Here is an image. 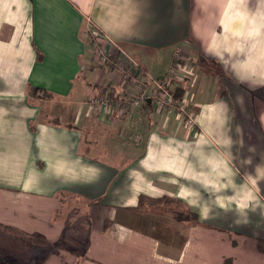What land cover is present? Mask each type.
Here are the masks:
<instances>
[{
  "label": "crops",
  "instance_id": "0c3cea01",
  "mask_svg": "<svg viewBox=\"0 0 264 264\" xmlns=\"http://www.w3.org/2000/svg\"><path fill=\"white\" fill-rule=\"evenodd\" d=\"M96 33L144 77L182 50L174 82L190 84L194 123L150 100L89 104L108 85L138 91L116 75L125 56L88 68ZM141 195L201 223L140 208ZM258 238L264 0H0V264H264Z\"/></svg>",
  "mask_w": 264,
  "mask_h": 264
},
{
  "label": "trees",
  "instance_id": "16d2710c",
  "mask_svg": "<svg viewBox=\"0 0 264 264\" xmlns=\"http://www.w3.org/2000/svg\"><path fill=\"white\" fill-rule=\"evenodd\" d=\"M93 45H94V49H95V46H96L95 40H94ZM37 56H38L39 60L43 58V53L41 52V50L39 48H37ZM118 58H119V56L117 54H115V56H111V60L113 59L114 61ZM101 61L105 62L106 60H101ZM108 62H110V61H108ZM201 62H206V61L201 60ZM110 67L115 69L113 63L110 64ZM170 73L171 72L163 75L162 77H156V78L163 79L166 76L170 75ZM122 77H123V81H125L126 83L129 81L128 77H126L125 75H122ZM175 85H176V83L173 85V91H171L173 93V98H174V101H173L174 105L172 107L167 106V105H159V102L156 101L153 97H145V98L138 97L136 99L135 96L139 95V89L133 95H130L129 101L133 102V100H135V99L139 100V104L136 105V107H137V106H141V105L147 103V101L150 100L154 103V105L157 106V109H158V107H163V108H167V109L175 108V110L179 111V113L182 115L181 111L179 110V105H180V102L183 100V98L186 99V96H185L186 88L182 84H178V86H175ZM174 87H175V89H174ZM104 90H105V93H108L106 96H105V93H102L101 95L98 94L96 96H93L89 99V104H91L94 107L102 108V107H107L108 104L112 103V98L115 97V93H117V92L113 91L112 87L110 85L105 86ZM150 91H152V90H150ZM27 92H28L30 98L50 99L53 97L52 92L47 91L44 88L36 87V86H32V85L28 86ZM124 95H127V94H120V96H124ZM93 103H98V104H93ZM189 107L194 113V110L191 107L190 103H189ZM48 120L49 121H56V120H58V118L54 117V118L48 119ZM172 200L173 199L170 197L154 198V197H150V196H146V195H141L139 198V207L146 209V210H151V211H154V212H157L160 214L172 216L176 220H178L182 223H185V224H199V223H201L198 213L194 212L193 210H191L187 206H185V208H183V209L172 208V209L167 210L165 208H161L162 204L170 203V201H172ZM27 237L34 244H47L48 245L50 242L49 239L47 237H44L43 235H28ZM257 248L260 252L264 253V238H258L257 239ZM73 252L77 255L80 254L79 251H73ZM222 264H234V261L232 258H225Z\"/></svg>",
  "mask_w": 264,
  "mask_h": 264
},
{
  "label": "built area",
  "instance_id": "2783aa9c",
  "mask_svg": "<svg viewBox=\"0 0 264 264\" xmlns=\"http://www.w3.org/2000/svg\"><path fill=\"white\" fill-rule=\"evenodd\" d=\"M93 39L96 41L95 53H96V57L99 60L100 59L106 61L109 60L111 56H113V54L116 52V49L119 48L117 45L115 46L109 45L107 36L103 33H96V36H94ZM179 51L180 50L176 51L175 60L170 70L171 72L170 75L166 76L163 79H158V78L145 79L144 77H142V74L140 75L137 61L133 57H130L125 53L124 56L126 58L123 61L126 62V64L128 65L119 64L120 67L119 70L120 71L123 70L125 74H123V72L121 73L125 76H126V72L128 71L129 72L128 79L139 89V95L136 96V99L138 97L140 98L153 97L156 101L159 102V105H167L170 107L174 105L173 93L171 91H173V85L176 83L174 82V78H176L177 76V68L179 67L181 60V53ZM136 99L133 100V102L127 99L128 101L126 100L125 103L138 105L139 100ZM93 104H98V103H93ZM108 106H112V105L108 104L107 107ZM179 110L184 115L185 122L188 125H192L194 123L195 116L193 111L189 107V103L187 99L183 98V100L180 102Z\"/></svg>",
  "mask_w": 264,
  "mask_h": 264
},
{
  "label": "rangeland",
  "instance_id": "374dc122",
  "mask_svg": "<svg viewBox=\"0 0 264 264\" xmlns=\"http://www.w3.org/2000/svg\"><path fill=\"white\" fill-rule=\"evenodd\" d=\"M94 36H96V34H93L92 35V38L94 37ZM107 36V40H108V44L109 45H113V46H115L117 43V41H113L108 35H106ZM93 43H94V39H93V42H92V46H94L93 45ZM180 50V49H179ZM180 53H182V50H180L179 51ZM125 50L124 49H122V48H117L116 49V52L113 54V56H115V54H117L119 57H123L124 55H125ZM95 59H97V58H95ZM95 59H91L89 62H90V66H88V68H91V69H95V68H99V67H104V68H106L107 69V62H102V63H99V62H97V61H95ZM123 65V64H122ZM126 65H128V64H126ZM109 68V67H108ZM122 70V69H121ZM118 71V70H117ZM107 72V70H105L104 72H103V74L101 75V77H104ZM121 72H123V70L122 71H120L119 70V73L117 72L116 73V75L118 76V78H120V80H122L123 81V77H122V75L123 74H125L124 72H123V74L121 73ZM129 75V72L127 71L126 72V76L127 77H129L128 76ZM145 75L144 74H142V77H144ZM114 77V76H113ZM145 79H150V78H152V77H144ZM95 81L94 82H96L98 79H94ZM83 82L86 84V82H87V80H83ZM92 83V82H91ZM102 83H104V81H102ZM128 84H130L131 85V81L129 80L128 82H127ZM185 87H190V84L189 83H186L185 84ZM93 87L91 86V88L90 89H92ZM48 91V90H47ZM108 93H105V96L107 95ZM130 96H128V95H124V96H120L118 93H115V97L114 98H112V103H110L111 105H112V107H111V109H113V106H115L116 105V107H119L122 111H123V107H121V105H124V104H126L125 102H126V100H127V98H129ZM136 97V96H135ZM40 101L42 100V102L45 100V99H43V98H40L39 99ZM189 103V102H188ZM108 107H110V106H108ZM173 110H175V108H173ZM175 111H177V110H175ZM177 112H179V111H177ZM183 118H184V116H183V114L181 115Z\"/></svg>",
  "mask_w": 264,
  "mask_h": 264
}]
</instances>
